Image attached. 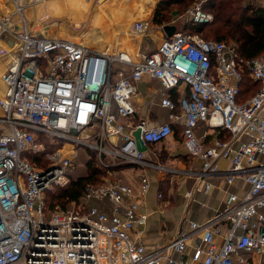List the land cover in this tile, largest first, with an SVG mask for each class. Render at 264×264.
Here are the masks:
<instances>
[{"label": "built area", "instance_id": "built-area-1", "mask_svg": "<svg viewBox=\"0 0 264 264\" xmlns=\"http://www.w3.org/2000/svg\"><path fill=\"white\" fill-rule=\"evenodd\" d=\"M13 16L6 17V29L0 27V35H11L16 56L2 75L0 98V264H182L172 253H184L191 233L155 251L132 238L148 220L139 212L151 189L143 172L136 194L111 173L100 185L86 188L85 204L78 210L57 208L46 214L47 194L71 183L79 147L95 151L101 167L152 169L172 180L190 177L199 182L196 190L205 193L216 175L228 174V184L245 179L250 188L243 197L229 194L223 211L203 224L192 223L201 243L191 258L199 264H235L241 253L264 258V54L244 59L232 42L178 30L155 51L132 57L36 35L32 29L37 26L30 29L24 16L22 27L12 26ZM189 18L196 24L213 20L202 6L190 10ZM132 32L141 37L147 27L136 23ZM246 71L261 86L239 103ZM144 75L160 81L163 108L177 109L171 90L181 95L186 149L203 159L200 169L148 160L138 148V130L146 146L174 133L170 123L150 126L137 119L135 98ZM201 125L227 131L231 138L204 145L196 136ZM219 159L231 160L227 173L219 169ZM93 201L103 202L110 214L103 207H88Z\"/></svg>", "mask_w": 264, "mask_h": 264}, {"label": "crops", "instance_id": "crops-1", "mask_svg": "<svg viewBox=\"0 0 264 264\" xmlns=\"http://www.w3.org/2000/svg\"><path fill=\"white\" fill-rule=\"evenodd\" d=\"M26 1L28 2V0ZM62 1L63 0H35L34 2V0H31V3L36 5L37 9H34L35 15L38 11L39 14L41 12L43 15L44 10H47V5L51 7L55 5L57 6L58 4H61ZM69 1L70 2H65L69 4V6L67 4L66 7L71 10L70 16H73V10H75L74 15L78 12L84 11L83 14L87 16L90 9L87 4H90L91 6L93 4V0ZM113 1L115 0H112V2ZM96 2L97 6H101V9L100 13L96 14L94 17L93 30L98 34L103 33V35H100L99 37H95L93 33V38H97L98 40L95 39L96 43L91 46H95L94 48L96 50H109L111 53H118L121 55L129 53L132 57H135L133 55L139 51H155L160 46V43L167 37V32L164 27L160 29H153L152 27V25L154 26L152 23V17L157 6L155 7L153 14H148L149 18H140L133 21V19L130 20L129 18L131 15L129 10L134 8L133 0L132 3H128L125 0V2L114 7L109 4L107 0H104L103 2L101 0H96ZM152 2H154V0H152ZM3 3L4 0H0V11L3 10ZM16 5L21 6L22 3L19 0H14V9H17ZM156 5H158V3H156ZM106 7L110 8L107 9ZM12 13H10V15ZM7 17H9V15H7ZM35 19L37 18L35 17ZM189 21L190 18L188 15L187 18H179L169 25L175 27L176 31H182L186 23ZM136 23H144V25H146V34L141 37H137L133 34L132 31ZM18 24L19 23H16L14 27L17 28L20 26ZM128 24L130 25L128 26ZM78 25L79 23H75V26ZM65 27L67 26L65 25ZM5 35L7 37L4 36V33L0 35V37L4 36L7 38L5 43L11 49L13 39L11 35ZM102 42L109 43L107 49L103 50L100 46ZM83 43L87 44L85 41ZM5 67L6 65L2 66L0 63V71L3 72ZM1 83L0 96L3 95L5 87L2 77ZM138 85L139 93L135 98L138 110L137 119L145 120L150 123V126H153L157 123L155 124L152 122L151 117L156 116V118L159 119L158 123H170L174 130V133L167 140L155 145L147 146V150L145 151L146 159L164 163L182 170L200 169L203 164V159L201 157L191 156L186 149L182 130L184 122L183 116H181L182 113L179 112L178 114L175 111L163 108L160 105V81L152 79L148 75H144ZM169 93L170 97L173 99L175 96V90H171ZM156 100H158V102H156ZM206 127V125L199 126L196 129V136L204 143V145H210L220 138L221 133ZM222 136L223 139L228 140L227 135ZM217 165L222 172L227 173L231 166V160L219 159ZM122 167L124 168L117 170L116 173L113 174V178L120 180L123 184L131 187L135 194L140 190L141 172L146 174L151 182L150 192L141 200L139 208L141 214L147 215V223L144 226L137 227L133 231L132 238L142 244L147 251H155L176 240L181 233H191L192 235L184 253H172L173 257L182 264H199L194 262L191 258L194 246L201 243V235L200 233H193L192 223H205L208 219L224 210L226 199L229 194H236L239 197H243L250 188L249 184L243 178H237L233 184H228V174H221L209 179V182L212 184V189L208 193H205L196 190V186L199 182L194 178L176 177L172 180L166 174H161L152 169L143 171V169L139 167ZM190 192L191 195H188ZM160 194L163 196L162 199L159 198ZM107 204L109 205L108 202ZM103 211L110 214V209L108 207H103ZM227 230L228 227L223 225L222 235H225ZM217 240L219 245L223 243L222 237ZM235 264H264V258L255 253L249 255L241 253V255L235 259Z\"/></svg>", "mask_w": 264, "mask_h": 264}, {"label": "trees", "instance_id": "trees-1", "mask_svg": "<svg viewBox=\"0 0 264 264\" xmlns=\"http://www.w3.org/2000/svg\"><path fill=\"white\" fill-rule=\"evenodd\" d=\"M198 1H204L202 8L213 16V20L206 24L189 21L182 29L183 32L198 33L206 40L232 42L236 45L240 57L244 59H253L264 54V6H257L250 0H160L152 23L155 26H170L166 25L169 10L174 6L186 4L189 6ZM260 86L261 84L253 80L246 71L238 102L244 103L251 98ZM180 97L181 95L175 90L173 100L178 104L175 110L178 114L181 112ZM222 135H227V139L231 138V134L227 131H222L219 138L226 140ZM74 164V170L70 174V185L47 194L45 212L48 216L57 208L65 212L78 210L85 204L84 197L88 186H98L108 174H115L117 170L124 168L101 167L97 153L85 147L78 148ZM93 206L101 208L104 207V203L93 201L88 207Z\"/></svg>", "mask_w": 264, "mask_h": 264}, {"label": "rangeland", "instance_id": "rangeland-1", "mask_svg": "<svg viewBox=\"0 0 264 264\" xmlns=\"http://www.w3.org/2000/svg\"><path fill=\"white\" fill-rule=\"evenodd\" d=\"M13 1L12 0H4V3L2 5L3 10L0 11V19H2V20H5L7 15L11 16L14 14V18H13L12 24H11L12 26H14L16 23H19L18 25H20V26H18V28L22 27L23 23H24V19H23V16H24L25 20H27V24L29 25V28L30 27L35 28V26H37V28H35V30L34 29H32V30L34 31V33L36 35H40V36H59V37H63L66 39L73 40V41L77 40V42L83 43L85 38H86V33L89 31L94 33L95 37H99L100 35H103V33L98 34L93 30L94 17L96 16V14L100 13V9H101V6L96 5V3H97L96 0H93L92 6L90 4H87V6L90 8L88 11L89 14L87 16H85L83 14L84 11L78 12L77 14L74 15L75 10H73V16H70L71 10L66 7L68 3L65 2V1L70 2L69 0H63L61 2V4H58L59 6L57 5L58 7L56 5L52 6V7L47 5V10L45 9L44 12L42 11L43 15L41 14V12L39 14L38 13L39 11L35 15L34 9L36 8V5L34 3H31V0H28V2L26 0H19L22 3L21 6L16 5L17 6L16 8L21 7V9H20L21 11H19V12H17L18 9L13 8ZM84 1H86V0H84ZM101 1L103 2L104 0H101ZM126 1L128 3L129 2L132 3V0H126ZM142 1H144V0H142ZM159 1L160 0H154V2H152V0H151V2H149V5H148L151 8H150V11H148V12L138 13L137 8L130 9L129 10L130 11L129 13H131V15L129 17L130 20L133 19V21H135V20L140 19V18L141 19L149 18L148 14H150V13L153 14L155 7L157 6L156 3H159ZM250 1L257 6H259V5L264 6V0H250ZM34 2H35V0H34ZM87 2H90V1H87ZM107 2H109V4H111L114 7V6L120 5L122 2H125V0H115L113 2H112V0H107ZM137 2H138V0H137ZM134 3H135V1L133 0V4ZM203 3H204V1H198L196 3L190 4L189 6L187 4L185 6H174L171 10H169V12H170L168 14L169 19L166 21L167 22L166 25H169V24L171 25L174 22V20H177L179 18H182V17L187 18L190 10H192L196 6H202ZM151 4H154V5H151ZM68 6H69V4H68ZM106 6H107V4H106ZM49 7H51V8H49ZM106 8L109 9L110 7H106ZM52 9H54V10H52ZM10 13H12V14L10 15ZM35 17L37 19H35ZM72 22H74V23H72ZM75 23H79L80 26L79 25L75 26ZM65 25L67 27H65ZM129 25L130 24H128V26ZM152 27H153V29L163 28V26H155V25L154 26L152 25ZM168 30L170 32L173 31V27L169 26ZM0 31H1V29H0ZM5 34H7L6 32L4 33V36L7 37ZM4 36L0 37V53L2 52V54L0 55V63L2 64V66L6 65V67H5V69H3V72L0 71V84H2L1 83V77H2L3 73H5L6 69H8V67L12 65V63L14 62L15 57H16L14 51L12 49H10L8 47V45H6L5 41L7 40V38H5ZM94 39L98 40L97 38H94ZM108 44L109 43H107V42H102V44L100 46L104 50V49H107ZM110 44H112V43H110ZM160 45H161V43H160ZM88 46H90L92 48L95 47V46L93 47L91 45H88ZM156 102H158V100H156ZM151 120L155 124L156 123L158 124V121H159L158 118L152 116ZM120 244H121L120 240L116 239L114 241L115 247H118ZM115 255L117 257L119 255V253L116 250H115Z\"/></svg>", "mask_w": 264, "mask_h": 264}, {"label": "bare ground", "instance_id": "bare-ground-1", "mask_svg": "<svg viewBox=\"0 0 264 264\" xmlns=\"http://www.w3.org/2000/svg\"><path fill=\"white\" fill-rule=\"evenodd\" d=\"M135 3L133 4V7L134 8H137V12L138 13H142V12H148L150 11V8L148 5H149V0H134ZM3 22V25H1L0 27L3 28V29H6L8 27V24H7V21H2ZM87 44L86 45H93L95 42V39L93 38V33L91 31L87 32L86 33V38L84 40ZM2 96H0L1 98Z\"/></svg>", "mask_w": 264, "mask_h": 264}, {"label": "water", "instance_id": "water-1", "mask_svg": "<svg viewBox=\"0 0 264 264\" xmlns=\"http://www.w3.org/2000/svg\"><path fill=\"white\" fill-rule=\"evenodd\" d=\"M168 27L169 26L164 27L165 31L167 32V36H172L175 33L176 29H175V27H173V31L170 32L168 30ZM134 135H135V138H136V141H137L138 148L141 151L145 152L147 150V146L143 143V140L141 138V130L136 131L134 133Z\"/></svg>", "mask_w": 264, "mask_h": 264}]
</instances>
